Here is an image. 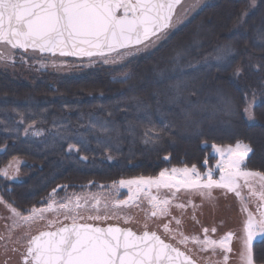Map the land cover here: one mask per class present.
<instances>
[{
    "label": "trees",
    "instance_id": "obj_1",
    "mask_svg": "<svg viewBox=\"0 0 264 264\" xmlns=\"http://www.w3.org/2000/svg\"><path fill=\"white\" fill-rule=\"evenodd\" d=\"M225 46L232 52L218 60ZM237 141L253 149L244 169L264 174V0L249 13L246 0L208 1L152 52L118 67L30 83L0 72V169L14 180L0 176V198L18 212L173 166L203 172L216 161L211 145ZM253 246V263L264 264V239Z\"/></svg>",
    "mask_w": 264,
    "mask_h": 264
},
{
    "label": "snow or ice",
    "instance_id": "obj_2",
    "mask_svg": "<svg viewBox=\"0 0 264 264\" xmlns=\"http://www.w3.org/2000/svg\"><path fill=\"white\" fill-rule=\"evenodd\" d=\"M180 3L181 0H0V46H7L12 50H39L40 53H50L52 56L96 57L104 64L116 63L142 49L155 47L158 41L167 38L177 22L175 10ZM219 51L222 55L217 59L224 60L232 49L225 46ZM14 55L0 53V60L8 61ZM239 73L240 69L237 68L236 75ZM120 82L127 83V80ZM179 90L178 84L177 91ZM255 105L253 94L252 102L245 107V117L251 122L256 119ZM225 112L233 114L230 101L226 104ZM91 127H99L101 131L108 130L104 124L93 123ZM158 138L149 139L155 141ZM78 143L79 141L69 143V149ZM213 149L221 156L217 165L221 171L218 181L212 178L213 171L210 169L203 174L207 179L202 182L201 173L193 165L191 168H172L171 174L163 170L155 178L120 180L119 185L128 187L130 191L135 187L129 200L152 187L177 190L180 187H217L235 191L239 187L238 178L246 181L250 177L258 178L264 188V174L241 170L245 157L253 151L249 145L237 141L234 147L219 149L213 145ZM0 175L7 177V170L0 169ZM252 194L257 195L255 192ZM239 195L237 192V196ZM259 199L264 201V192L259 194ZM150 202L156 209L152 212L153 216L157 212L161 215L167 213L170 203L168 199L158 201L156 197H150ZM127 203L128 201H120L117 206ZM80 206L79 198L75 207L70 200L59 205L60 208L73 212ZM52 208L53 205L49 204L47 210ZM12 211L15 215H21L14 208ZM43 211L45 210L33 208L29 215L21 218L28 222ZM78 219V216L73 215L70 225L32 237L26 249L24 264H191L183 253L164 243L155 232L144 231L141 235H136L131 230L120 227L104 228L81 224ZM89 219L99 220L101 217L90 216ZM165 229L167 230V225ZM244 233L241 260L244 264H253V242L257 237L264 239V211L260 213L259 220L248 215ZM230 240L231 234H228L219 241L205 238L203 244L228 252Z\"/></svg>",
    "mask_w": 264,
    "mask_h": 264
},
{
    "label": "rangeland",
    "instance_id": "obj_3",
    "mask_svg": "<svg viewBox=\"0 0 264 264\" xmlns=\"http://www.w3.org/2000/svg\"><path fill=\"white\" fill-rule=\"evenodd\" d=\"M208 1L211 0H184L176 13L177 22L169 34L188 21ZM257 1L246 0L247 13L257 8ZM165 39L158 41L155 47L147 50L142 49L134 55H129L125 60L108 64L102 63L99 58L73 60L42 57L34 53L23 54L9 49L7 46H0V53L15 54L8 61L0 60V72L27 83L35 80L42 73L52 74L57 78L76 77L101 68H113L123 65L152 52ZM235 145L236 143L215 146L219 149H226ZM210 153L216 158V161L207 166L203 172H200L202 182L207 179L203 174L210 169L213 171L212 178L217 181L220 179L221 171L217 165L221 160V156L214 151L213 145H211ZM247 157H245L244 163ZM224 158H227V154ZM244 163L241 165L242 171L256 172L244 169ZM184 167L187 166H173L165 170L171 174L172 168L180 169ZM0 176L6 178V176ZM158 176L159 174L153 178ZM237 183L239 187L235 191L217 187L211 189L180 187L179 190L176 188L157 189L152 187L150 190H145L147 195L145 192H141L131 200H129V197L135 192L134 186L132 191L128 187H120L119 182L105 186L97 185L93 188L86 186L76 193L66 192L61 196L51 194L43 206L36 208L45 211L38 212L37 216L28 222H25L21 218L22 216L15 215L12 211L13 208L0 198V234L4 237L3 243L0 242V247L1 250L5 251L7 244L16 242V239H19L21 235L22 240L24 237L23 241L26 245L31 235L46 229H54L64 223H71V217L76 215L79 218V223L116 224L141 228L154 226L187 250L188 254L200 264H244L241 260L245 236L244 226L249 214L256 220L260 219L258 210L259 207L264 205V201L259 199V194L264 192V188L261 187L259 179L255 177H250L247 181L244 178H238ZM237 192H239V196H237ZM253 192L257 195H253ZM150 197H156L158 201L168 199L170 203L167 206V213L161 215L157 212V215L153 216L152 212L156 209L153 208ZM77 198H79V204L81 205L78 210L76 208L74 212L66 211L59 207L60 203H68L69 200L71 205L75 207ZM120 201H128V203L117 206ZM49 204L53 205L52 210H47ZM178 205H182V207H177ZM245 208L247 209L246 212L244 211ZM31 210L24 213V216L29 215ZM97 215L101 219H89L90 216ZM65 217L69 218L66 219ZM165 225H167V230ZM228 234H231L228 245L230 251L228 252H224L219 247L214 249L203 244L205 238L219 241ZM260 239L257 237L253 244Z\"/></svg>",
    "mask_w": 264,
    "mask_h": 264
},
{
    "label": "flooded vegetation",
    "instance_id": "obj_4",
    "mask_svg": "<svg viewBox=\"0 0 264 264\" xmlns=\"http://www.w3.org/2000/svg\"><path fill=\"white\" fill-rule=\"evenodd\" d=\"M261 1L262 0H258L257 1V7L261 3ZM183 2H184V0H183ZM177 9H176V12H177ZM0 52H1V50H0ZM42 57H44V56H42ZM7 178H8V176H7ZM8 179L11 180V181H14L13 178H11V177L8 178ZM78 209L79 208H77V210ZM258 211L260 213L262 211H264V206L259 207V210ZM19 213L21 214L20 216H24V213H22V212H19ZM131 228H132V230H134L137 233H140L142 231L156 232L166 242H169L174 247L179 248L183 252H185L186 254H188L187 250H185L184 248H182L181 246H179L176 241H174L173 239H170L168 236L164 235L161 231H159L158 229H156L154 226H150V227H146V228H141V227L136 226V227H131ZM22 233L24 235V231ZM33 235H31L30 239L32 238ZM30 239H29V241H30ZM16 240H17L16 242L8 243L7 244V249L5 251L1 250V247H0V264H24V256L26 254L27 244H28L29 241L26 243V245H24V241H23L24 240V237H23V240H22V235L19 237V239H16ZM20 240H21V243H20ZM3 241H4V237L0 234V242L3 243Z\"/></svg>",
    "mask_w": 264,
    "mask_h": 264
},
{
    "label": "water",
    "instance_id": "obj_5",
    "mask_svg": "<svg viewBox=\"0 0 264 264\" xmlns=\"http://www.w3.org/2000/svg\"><path fill=\"white\" fill-rule=\"evenodd\" d=\"M183 2V0H181V3ZM180 3V4H181ZM180 4H178L177 6H176V9L180 6ZM176 11V10H175ZM14 50H17V51H20L21 53H23V54H27V53H29V52H36L38 55H40V56H48V57H51V58H53V57H58V58H68V59H73V60H86V59H92V58H96V57H92V58H89V57H75V56H67V57H61V56H59L58 54L56 55V56H52L50 53H40L39 52V50H33V49H28L27 51H24V50H20V49H14ZM121 51H123V50H121ZM71 223H64V224H62L61 226H58V227H56V228H54V229H46V230H43V231H40V232H38V233H36V234H34L32 237H35V236H38V235H40V233L41 232H45V231H55V230H57L58 228H60V227H62V226H65V225H70ZM81 224H90V225H93V226H97V227H104V228H106V227H109V226H114V227H120V228H122V229H128V230H131L132 232H134L136 235H141L144 231H142V232H140V233H137V232H135L134 230H132V228L131 227H128V226H122V225H116V224H105V225H98V224H91V223H81ZM149 233H152V232H150V231H148ZM156 233V232H155ZM156 235L157 236H159L160 237V239L161 240H163V242L164 243H166V244H169L170 246H172V247H174L172 244H170L169 242H166L159 234H157L156 233ZM28 244H29V242H28ZM28 244H27V247H28ZM174 248H176V247H174ZM178 251H180L181 253H183L184 254V256H186L187 258H188V260L191 262V264H199L197 261H195L190 255H188V254H186L185 252H183L181 249H179V248H176Z\"/></svg>",
    "mask_w": 264,
    "mask_h": 264
}]
</instances>
